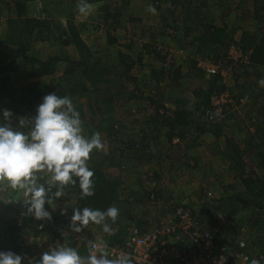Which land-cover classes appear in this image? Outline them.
<instances>
[{
	"label": "trees",
	"instance_id": "obj_1",
	"mask_svg": "<svg viewBox=\"0 0 264 264\" xmlns=\"http://www.w3.org/2000/svg\"><path fill=\"white\" fill-rule=\"evenodd\" d=\"M36 1L43 4L40 13L47 15L44 18L29 15L30 4ZM196 1L199 0H150L149 2V7L155 9L154 12L150 11V18L157 17L159 19L160 23L164 25L165 34L179 42H186L185 46H181L182 48L196 47L195 58L191 56L182 58L181 63H176L165 62V56H161L160 50L151 44L154 40L143 42V38L139 37V42H137L136 39L127 35L125 36L126 42L121 43L115 35L123 22L119 7H115L113 0H88L91 5L101 4L99 21H104L106 25L104 26L107 35L106 45L110 46L118 42L120 46L125 47L124 50H119L112 56L114 60L111 61L112 63H106L103 60V55L96 56L82 37L85 26L77 22L75 12L78 10H74L77 8L78 0H0V4H2L0 12L6 9L9 15L4 44L14 46L17 50L16 55H12L7 50H0V93L6 91L5 95L9 97L8 110L14 108L17 103H22L23 109L20 111L26 113L28 117L35 115L36 106L46 94L55 92L58 96L67 95L72 101L79 95L97 94L94 103L90 100L87 102V110L84 111L83 104L78 103L75 106L77 111L83 109L80 112L82 121L95 124L96 129H101L99 132L105 145L102 152L96 151L94 155L90 153L88 161L89 167L94 170L95 194L86 200L80 199L78 182L76 186L66 187L64 193L65 191L69 192L75 197L74 206H88L101 210L114 206L119 209L120 214L116 223L112 224L111 221H108L111 227L117 229L114 235L109 236L106 241L109 246L122 245L133 223L143 231L149 230L153 225L148 218L139 219L131 208L124 206L128 202L123 199V196L126 195L124 183L119 177H114L108 172L109 168L117 165L115 157L118 155L120 158L131 152L135 158L143 156L147 158L148 162L156 159V163L160 164L162 160H166V158H162L161 151L156 149L162 142L170 144V146H177L182 141L184 145L194 142L192 145L194 146L196 142L190 140L200 139L199 142H202L203 136L207 134L215 137V141H217L225 125L223 121L230 116L231 108L228 107L229 104L225 107L222 115L215 114L212 105V97L215 94L230 91L232 99L238 106L242 107L249 103L251 106L249 112L256 111V115L251 114L248 117L253 131L248 130L249 138L246 139L245 147L226 138L225 151L221 152L222 155L230 159L228 169L235 173V178L239 182V189L232 196L234 201L229 202L223 198L220 200L217 193L212 191L215 201L219 204L210 203L207 200V198L209 199L208 192L204 189H201L199 194L197 192L190 194L185 191L175 194L168 187L162 189L157 185L162 177L158 171L149 174L150 181L154 180L157 184L148 185L145 188V194L147 199L156 206V215H158L157 208L170 204L171 206L167 207V209H171L170 212L177 208H186L206 228L219 227L220 234H218L217 240L219 245H230L245 232L244 235H247L248 240V255L252 257V260L256 259L260 264H264V108L261 110L262 113L258 112L260 107L256 105L258 100L253 91L248 90L245 82L240 83L239 81L243 76L250 75L248 73L250 67L255 69L254 73L258 78L264 76V35L261 37L258 34L264 32V4L260 0H238L236 5L233 1H230L231 5H229L228 0H219L220 6L225 8L224 17L234 9H243L242 12H248L249 8L245 7L250 4L251 12L245 13L252 16V20L254 19L255 28L251 30L253 25L246 26L250 21L247 19L248 15L246 20L240 24L235 22L232 25L218 26L217 19L212 14L210 15L209 5L205 0L199 2V5H196ZM55 14L65 16V24L61 20L55 19ZM140 27L152 28L144 23ZM142 37L145 36L142 35ZM46 41H51L63 49L57 54H49L45 57L31 55L35 42ZM133 45H140L141 49L136 53L133 51ZM231 47H237L247 53L249 63L235 62L231 59L229 56ZM19 54L24 55L32 66L25 68L26 81L23 84L9 88L7 73L14 70V64L20 59ZM107 55L111 57V55ZM198 57L218 63L226 71V74L211 75L203 83L204 86L202 84V86L192 89V99L171 100L166 89L179 86L183 81L196 78L203 80L204 72L197 66ZM148 65L149 69L145 70ZM60 69H62L61 75L51 78ZM114 72L134 83L137 82V75H145L146 81L142 86L135 87L128 96L142 98L145 102L144 108L148 111L145 120L147 127L141 130L140 136L128 134L130 138H127L121 124L119 126L115 121L109 123L108 127L101 126L104 119H107L104 115L110 111L112 102L115 101V93L113 94L108 86L111 82L109 75ZM228 74L238 80L233 88L227 86L225 77ZM107 83L108 85L104 87L103 84ZM235 91H238V94H235ZM2 111L0 110V114ZM11 112L13 113V111ZM14 116L13 113L11 123L15 128ZM0 121H2V115H0ZM29 128L28 124L26 130L29 131ZM93 132L95 131L89 130L86 136H91ZM196 132L198 134L193 137V133ZM112 135L118 136L115 139L119 142V146L116 144V147L110 148L108 143L113 144ZM176 140L177 142H175ZM187 146L188 150L192 147L189 144ZM117 151L119 154L115 153ZM97 153L102 155L99 159L95 158ZM217 153L212 151V154L216 155ZM245 154L256 156V160L248 165L243 161ZM167 157L170 158L169 155ZM193 167H197V164ZM63 197L54 200L53 203L61 201ZM196 203H201L204 209L197 211ZM11 208L15 209V206L6 202L3 210H0V250H12L24 256L25 260L31 259L29 264H37L40 256L35 249L34 238L44 229H40V221H36L32 217L22 218L18 215L11 218L6 216L5 213ZM46 208H48L47 205ZM16 210L18 214V209ZM159 211L163 215L166 213L163 209ZM150 214L152 213L148 212L147 217ZM52 217L51 221L54 225L63 228L59 218ZM155 220L157 222L158 219ZM96 226L90 224L88 228ZM66 245L75 247L81 255L88 253L86 240H74L71 237Z\"/></svg>",
	"mask_w": 264,
	"mask_h": 264
},
{
	"label": "rangeland",
	"instance_id": "obj_2",
	"mask_svg": "<svg viewBox=\"0 0 264 264\" xmlns=\"http://www.w3.org/2000/svg\"><path fill=\"white\" fill-rule=\"evenodd\" d=\"M230 1H233L234 5H236L238 2V0H228L229 5H231ZM260 1H263L264 4V0H260ZM149 2L150 0H113V3H115L114 4L115 7H119V9L122 12L121 19L123 22L121 23V27L118 29V31L115 32L116 37L119 38L118 40H120L121 43H125L126 42L125 36L127 35L128 36L130 35L131 38L136 39L137 42H139L138 40L139 37L143 38V42H150L149 40L151 41L154 40L151 44L154 47H157L158 50H160L161 56H165L164 58L165 62L172 61L176 63H181L183 61L182 58L185 59L186 57H190V56L195 58L196 55L195 46L182 48L181 46H185L184 44L186 42L182 43V41L179 42L176 39L174 40L172 36L165 34L164 25L160 23L157 17L150 18L151 13L149 11ZM199 2L201 3L203 2V0H199L196 3V5H199ZM205 2L207 3V5H209L210 15L212 14V16L215 19H217L216 24L218 26H222L224 24L232 25V23L235 22L237 24H240L246 20V16L248 15L246 13L251 12L250 4H248V6L245 7V8H249L248 12L246 11L242 12L243 9H238V10L234 9L228 16L224 17L223 14H225L224 12L225 8L224 6H220L219 0H205ZM210 5H212V7H210ZM0 6H2V4H0ZM100 6H101L100 3H96L92 5L91 13L86 16L79 14V12H75V17L78 23L84 24L85 26V29L82 32V37L86 42V44L91 48V50L95 53L96 56L103 55V60L106 63H109L111 61L112 62L114 61L112 59V56L114 54H117L116 52H118L119 50H124L125 47L120 46L118 42L117 44L114 45H110V46L106 45L107 35L105 33V28H104V26L106 25L104 21H99V15L101 14ZM231 7L233 8L234 6ZM42 8H43V4L40 1L31 3L29 7V15L37 16L39 18H44V16L47 15H45V13L43 14L40 13ZM74 10L77 11L78 9L76 8ZM0 15H1L0 50H7L10 53H12V55L13 54L16 55L17 54L16 47L10 45L6 46L4 44V38H5L4 34L7 29V19L9 18L6 9H3V11L0 12ZM54 17L55 19L61 20V22L65 24L66 21L65 16H60L59 14H55ZM248 17L249 18L247 19L250 20V21L248 20L249 22L254 20V19L252 20V16L248 15ZM143 23L147 24V26H152V28H148V27L141 28L140 26H142ZM263 33L264 32H259L258 34L261 35V37H263L264 35ZM142 35H144L145 37H142ZM140 45H133V51L137 53L141 49ZM61 49L63 48H60V46L53 44L51 41L35 42L34 45L32 46L31 55L34 56L39 55L40 57H45L46 55L49 54H57L59 51H61ZM107 54L111 55V57L108 56ZM19 56L20 59L18 60V62L14 64V70L7 73L9 77L7 86H9V88H13L14 86L17 87L23 84L26 81L24 77L25 68L32 66V64L25 59L24 55L19 54ZM147 69H149V65L145 67V70ZM254 70L255 69L253 67L248 68V73H250V75L243 76L242 78L239 79V81L240 83L245 82L247 84L248 90L253 91L254 96L258 100L256 102V105L260 107L258 108V112H260L264 108V84L261 83L262 81H264V76L258 78L255 75ZM61 73H62V69L57 71L54 77L51 78H56L60 76ZM109 76L111 78V82L109 83V85L107 83V84H103V86L105 87L108 85L112 93L113 94L115 93V101L112 102L110 111H108L104 115V117L107 119H104V122L101 124V126L108 127L109 123L115 121L119 124V126L121 124L122 129L124 130L125 134H127L126 135L127 138H130L128 134H138L137 136H140L141 130L147 127L145 120L147 119L146 116H148V111L145 110L144 108L145 102L142 98L140 97L130 98L128 96L135 87L142 86L143 82L146 81L145 75L143 74H140V76L137 75L138 79L136 83L132 82L131 80L125 77L122 78L121 74L116 75L115 72L113 74H110ZM209 77L210 76L204 74L203 80L196 78L185 82L183 81L182 83L179 84V86L166 89L167 93L170 96V99L174 101L192 99L191 96L192 89L194 90L196 87L202 86V84ZM225 78L228 88H233L235 82L238 81L235 80V78H232L231 74H228L227 77ZM228 93L230 94V91ZM234 93L238 94V91H235ZM1 94L3 95L1 96ZM5 94L6 91H2L0 93V110L9 109L8 107L9 105L7 104L9 97ZM96 98H97L96 93H92L90 95L87 94L79 95L73 99V104L74 106H76L78 103L83 104L84 105L83 109L85 111L88 108L86 107L87 102L90 100L92 103H94ZM232 100L234 101V104L231 103L230 106H228L231 108L229 112L230 116L223 121L225 125L217 141H215V137L207 134L203 136L204 139L202 138L203 139L202 142H199L200 139L190 140V141H195L196 145L192 146L194 142L193 144L192 142L188 143L190 146H192L189 148V150L187 148L188 144L184 145L183 141L180 142V144H178L177 146H170V144H166L165 142H162L164 144L162 143L158 144L156 149H159L161 151L159 152L161 153L162 158H166V160L165 159L164 161L162 160L160 164L156 163V159L152 162H148L147 158L143 156L135 158L133 157L134 154L128 151H127L128 154H126L127 153L126 152L125 153L126 155H123V157L119 158V156L117 155V157H115L117 159L115 161L117 165H115L113 168H109L110 170H108V172L114 177H119L124 183V190L126 195L123 196V199L128 201L125 203L124 206H126V208H131L132 212H134V214H136V216H138L139 219L148 218L149 222H152L153 224L156 223L155 220L156 218L158 219L157 221H159L160 220L159 217L162 216L166 217V215L171 213L170 212L171 209L170 208L167 209V207L171 205L167 204L162 208L160 207L157 208L158 215H156L155 213L156 206H154V204L151 201H149L146 197L145 188L148 185L157 184L155 183L154 180L150 181L151 178H149L150 177L149 174H152V172L154 171H158L162 175L161 179L159 180V183L157 184L162 189L168 187L169 189H172L173 192L176 194L182 191H185L190 194L191 193L194 194L197 192L199 194V191H201V189H204L208 192L207 195H209V199L207 198V200L210 203H216V204L218 203L215 201L216 199L214 193H217L218 198L220 200H222L223 198V199H227L229 202L234 201L232 196H234L233 194H235L238 191L239 182L235 178V173L229 171L228 169L230 159L222 155L221 152L223 150L225 151L226 138H229L233 140V142L239 144L240 146L245 147L246 139L249 138L247 136V132L248 130L251 132L253 131V128L250 127L249 124L250 122L248 121V117L251 114L256 115V111L249 112L251 109L249 103L241 107L238 106V104L235 102L234 99ZM22 107H23L22 103H17L16 106H14V108L12 107V109H10V111H13V113L15 114L14 116L15 128H17V130H22L27 133L26 127L28 124H26L24 128H19L18 126V120L20 118H25L26 120L29 118L26 113L20 111L23 109ZM83 109L81 111H83ZM82 122H83L84 135H86L89 130H94L95 132H99L101 130V129L100 130L96 129L95 124H89L85 120ZM197 134L198 132L193 133V137L196 136ZM116 137L118 136H114V135L111 136L112 138L111 141L113 142V144L108 143V147L112 148L118 145L119 142L117 141V139H115ZM175 142H177V140ZM214 146L216 147L217 150L215 149ZM102 151H98V152H102ZM212 151L216 153L218 151L220 152L215 155L212 154ZM95 152L96 151L93 150L91 154L94 155ZM115 153L119 154L118 151ZM167 155H169L170 158H168ZM100 156L102 155H98L97 153L95 155V158L99 159ZM255 158L256 156H253L251 154L249 155L245 154L243 157V161L245 163H248V165H250L251 163H253V160H256ZM196 164L197 167H193V165ZM212 191L215 192L213 193ZM19 198H21L20 194L10 189H7L5 186H1L0 210H3L4 204L6 205V202H10L15 206V209L11 208L7 210V212L5 213L6 216L14 218V216L20 215L22 206L19 202L14 201ZM74 204H75V197L69 192L65 191L63 199L61 201H56L53 204L55 211L52 213V216L56 217L57 219L60 218V215H58V209L60 210L61 207L68 205L74 206ZM195 208H197V211H202L204 209L201 203L199 204L196 203ZM16 209H18V214ZM47 209L49 211H52V208H49V206ZM161 209L166 211L164 215L160 213L159 210ZM148 212H151L152 214H150L147 217ZM71 213H72V208L68 207L67 223L65 225L66 227L64 226L62 228L66 232H67V225ZM139 214H143L144 216L143 215L140 216ZM49 223L54 225L52 221H49ZM27 229L29 230L28 226ZM92 230H91L92 232L90 231V233H93V235H96V237L98 236V240H104L106 237V241H107L109 236L105 235V233L102 231L100 226H96ZM29 231L31 232V230ZM46 231L48 232V229H46ZM49 231L50 233L48 232L49 234H46L45 237H43L40 240L39 242L40 247L39 246L37 247V244H35V249L37 251L39 250L41 251L43 249L44 251H47L53 238L51 230Z\"/></svg>",
	"mask_w": 264,
	"mask_h": 264
},
{
	"label": "clouds",
	"instance_id": "obj_3",
	"mask_svg": "<svg viewBox=\"0 0 264 264\" xmlns=\"http://www.w3.org/2000/svg\"><path fill=\"white\" fill-rule=\"evenodd\" d=\"M77 9L86 16L91 13L92 5L88 0H78ZM149 11L155 9L149 7ZM0 115V186L20 194L21 198L14 201L21 204L22 216L51 221L54 200L61 199L64 189L76 186L77 182L80 199L94 196V170L88 161L93 150L102 151L105 145L99 132L84 135L80 112L69 96H58L55 92L44 95L34 116L18 120L19 128L30 125L27 133L12 126L10 110L4 109ZM68 207L72 213L67 233H81L92 224L100 226L108 236L114 235L107 221L116 223L120 214L117 207L101 210L68 205L60 208V215L67 216ZM110 255L106 243L102 248L91 245L87 255H81L75 247L55 243L41 253L37 264H134L129 254L117 255L115 259H110ZM0 264H29V260L12 250H0ZM251 264L260 262L253 259Z\"/></svg>",
	"mask_w": 264,
	"mask_h": 264
},
{
	"label": "built area",
	"instance_id": "obj_4",
	"mask_svg": "<svg viewBox=\"0 0 264 264\" xmlns=\"http://www.w3.org/2000/svg\"><path fill=\"white\" fill-rule=\"evenodd\" d=\"M229 56L235 62L249 63L248 54L237 47L230 48ZM197 66L208 76L226 74L218 63L210 59H197ZM231 98L228 92L215 94L212 97L215 114L222 115L227 105L234 104ZM22 211L23 208L20 217ZM39 228L44 231L51 229L53 238L50 245L66 244L71 237L74 240L87 239L86 229L78 234L67 233L62 228L51 225L49 221H40ZM219 230L217 226L206 228L194 218L190 210L177 208L147 231H143L135 223L131 224L122 245H107L111 253L109 258L115 259L117 255L126 253L134 258V264H251L252 257L247 253L248 240L245 232L232 244L219 245ZM91 245L101 248L104 246L96 240L89 241V249ZM96 255L99 258L100 253L97 251Z\"/></svg>",
	"mask_w": 264,
	"mask_h": 264
},
{
	"label": "crops",
	"instance_id": "obj_5",
	"mask_svg": "<svg viewBox=\"0 0 264 264\" xmlns=\"http://www.w3.org/2000/svg\"><path fill=\"white\" fill-rule=\"evenodd\" d=\"M254 24V21H251V22H248V24L246 25V26H248V25H253ZM255 28V26L253 25V27H251L250 29L251 30H253V29ZM176 194V193H175ZM54 204V203H53ZM58 215H60V210L58 209ZM59 217V216H58ZM61 219H63V220H61ZM59 220H60V222H62V227H64L65 225H66V223H67V216H62V215H60V218H59ZM65 221V222H64ZM56 226V225H55ZM61 227V226H60ZM66 227V226H65ZM59 228V227H58ZM92 229H94V227H92L91 229L90 228H88V229H86V232H87V239H86V241H87V244H88V247H87V249H88V251L87 252H89V241H99V242H101L102 244H104V243H106V237H105V239L104 240H98V236L96 237V235H93V233H90V231L92 230ZM112 229H113V231L114 232H116V228L115 227H112ZM49 230H51V229H48V232L50 233V231ZM93 231V230H92ZM91 231V232H92ZM46 230L45 231H43L42 233H40L37 237H35L34 238V241L36 242V244H37V247L39 246L40 247V244H39V242H40V240L43 238V237H45V235L46 234H49ZM106 236H107V234H105ZM102 239V238H101ZM107 244V243H106ZM108 245V244H107ZM39 249V248H38ZM44 252V249L43 250H39L38 251V253H39V255L38 256H40L41 255V253H43ZM88 254V253H87ZM29 261H31V259H29Z\"/></svg>",
	"mask_w": 264,
	"mask_h": 264
}]
</instances>
